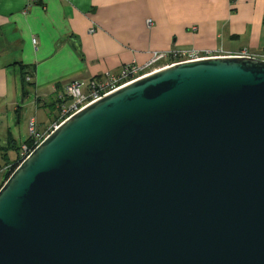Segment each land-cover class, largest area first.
Instances as JSON below:
<instances>
[{
    "label": "water",
    "instance_id": "obj_1",
    "mask_svg": "<svg viewBox=\"0 0 264 264\" xmlns=\"http://www.w3.org/2000/svg\"><path fill=\"white\" fill-rule=\"evenodd\" d=\"M0 264H264V60L175 64L62 122L0 189Z\"/></svg>",
    "mask_w": 264,
    "mask_h": 264
},
{
    "label": "crops",
    "instance_id": "obj_2",
    "mask_svg": "<svg viewBox=\"0 0 264 264\" xmlns=\"http://www.w3.org/2000/svg\"><path fill=\"white\" fill-rule=\"evenodd\" d=\"M220 49L264 57V0H0V114L17 112L31 89L49 120L30 118L40 133L71 83L116 76L154 52ZM2 134L4 147L10 132ZM10 152L4 165L17 158Z\"/></svg>",
    "mask_w": 264,
    "mask_h": 264
},
{
    "label": "built area",
    "instance_id": "obj_3",
    "mask_svg": "<svg viewBox=\"0 0 264 264\" xmlns=\"http://www.w3.org/2000/svg\"><path fill=\"white\" fill-rule=\"evenodd\" d=\"M32 2H38L39 0H31ZM197 51H177L172 50L167 53L159 54L154 52L151 59L145 65H136L134 63L125 65L120 73L116 76H111L106 74L104 79L97 80L94 79L88 83L77 82L71 83L64 87V96L69 97V102H63L58 105V118L53 123V131L65 120L71 117L73 114L79 112L89 104L98 101L102 97L111 94L112 92L131 84L149 74L157 72L160 69L179 64L184 62H191L207 58H219V57H247L264 60V57H255L249 54L247 51H243L239 54H230L222 49L216 51H206L204 55H201ZM162 62H167L166 65L160 66ZM28 82L30 78L26 79ZM62 98V99H63ZM52 127H49L48 130ZM51 131V133L53 132ZM28 133L32 141L31 145L24 144L21 147L18 161L15 164L7 165L4 173L11 172V175L29 156L30 154L39 146V144L45 139L43 133L37 131L36 122L34 119H30L28 122ZM15 169L12 171V169ZM10 175V176H11ZM1 189V188H0Z\"/></svg>",
    "mask_w": 264,
    "mask_h": 264
},
{
    "label": "rangeland",
    "instance_id": "obj_4",
    "mask_svg": "<svg viewBox=\"0 0 264 264\" xmlns=\"http://www.w3.org/2000/svg\"><path fill=\"white\" fill-rule=\"evenodd\" d=\"M224 51V50H223ZM18 82H19V90L22 91L21 87V81L19 78V74L17 73ZM29 98H25L23 100L22 96L20 95L17 105H18V113L14 111V107H10L8 110L4 107V110L0 114V139L1 137H5V134H2L5 131H9L11 134V137L15 139L16 147L21 148L22 143H26L28 141L29 133H28V121L30 118L37 116L38 121L44 120L45 122L48 120V118L45 117V112L43 108H38L34 105L35 98L33 91L29 89ZM23 100V101H22ZM2 109V106H1ZM38 109H40L38 112H36ZM57 111V110H56ZM55 111V112H56ZM53 112V113H55ZM59 111L56 112L58 114ZM55 114V115H56ZM57 119L53 120L51 122V125L49 127H52L53 123H55ZM49 120L47 121V123ZM5 127V128H4ZM48 127V128H49ZM48 128H45L44 130L40 131V133H43V136L46 138L49 134H51V131H53V127L48 130ZM2 135V136H1ZM3 152L0 151V188L5 184H3L4 180V168L7 165H4V161L2 158ZM16 151L12 150L10 152V156L15 157ZM16 170V169H15Z\"/></svg>",
    "mask_w": 264,
    "mask_h": 264
},
{
    "label": "trees",
    "instance_id": "obj_5",
    "mask_svg": "<svg viewBox=\"0 0 264 264\" xmlns=\"http://www.w3.org/2000/svg\"><path fill=\"white\" fill-rule=\"evenodd\" d=\"M23 83H25L26 82V80H25V74H23ZM70 101V98L69 97H65V98H63V99H59L58 101H57V104L59 105V104H61V103H63V102H69ZM31 143H32V141L30 140V139H28V141L25 143V144H28L29 146L31 145ZM12 150H14V151H16V154H17V158H16V160H14V161H11V160H8V161H6V164L5 165H9V164H15L17 161H18V158H19V154H20V151H21V148H17L16 147V142H15V140L11 137V135L9 134V140H8V143H7V146H0V151H2L3 152V156H5L6 157V154H7V152H9V151H12ZM15 169V167L12 169V171ZM10 175H11V172H6L5 174H4V182H3V184L8 180V178L10 177Z\"/></svg>",
    "mask_w": 264,
    "mask_h": 264
}]
</instances>
